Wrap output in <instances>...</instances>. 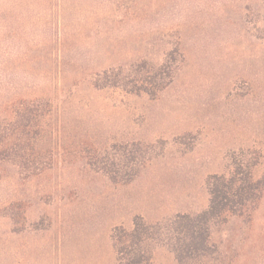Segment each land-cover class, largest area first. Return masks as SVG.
Wrapping results in <instances>:
<instances>
[{
    "label": "rangeland",
    "instance_id": "1",
    "mask_svg": "<svg viewBox=\"0 0 264 264\" xmlns=\"http://www.w3.org/2000/svg\"><path fill=\"white\" fill-rule=\"evenodd\" d=\"M170 54L154 99L94 85ZM13 102L34 110L19 148ZM0 129V264H115L116 229L205 210L235 153L264 173V0H0ZM130 143H158L133 182L89 164ZM211 243L206 264H264V196ZM153 264L178 263L158 246Z\"/></svg>",
    "mask_w": 264,
    "mask_h": 264
},
{
    "label": "trees",
    "instance_id": "2",
    "mask_svg": "<svg viewBox=\"0 0 264 264\" xmlns=\"http://www.w3.org/2000/svg\"><path fill=\"white\" fill-rule=\"evenodd\" d=\"M158 66L142 60L125 70L121 66L105 70L97 75V88H123L133 94H147L156 98L174 80L179 67L177 58L170 57ZM13 112L11 121L16 140L28 141L25 133L34 113L24 102H13L7 109ZM8 135L0 129V149L8 146ZM157 144L130 143L115 146L102 160L90 161L91 167L104 173L114 183L129 184L156 157ZM249 158L243 152L235 153L227 172L210 175L206 181L209 194L208 207L196 214H178L174 218L155 224L136 216L133 227L116 229L112 235L116 252L115 264H153L156 247L164 246L174 255L178 264H206L217 253L211 243V231L215 225L224 224L233 217H243L256 209L264 196V173L256 178L255 168L260 163L257 153Z\"/></svg>",
    "mask_w": 264,
    "mask_h": 264
}]
</instances>
